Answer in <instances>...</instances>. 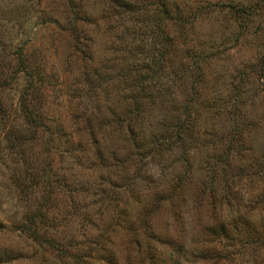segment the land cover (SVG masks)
Segmentation results:
<instances>
[{
    "label": "rangeland",
    "instance_id": "obj_1",
    "mask_svg": "<svg viewBox=\"0 0 264 264\" xmlns=\"http://www.w3.org/2000/svg\"><path fill=\"white\" fill-rule=\"evenodd\" d=\"M138 230L264 264V0H0V264H138Z\"/></svg>",
    "mask_w": 264,
    "mask_h": 264
},
{
    "label": "trees",
    "instance_id": "obj_2",
    "mask_svg": "<svg viewBox=\"0 0 264 264\" xmlns=\"http://www.w3.org/2000/svg\"><path fill=\"white\" fill-rule=\"evenodd\" d=\"M137 112L138 111L135 108V114H137ZM127 129H128V133H129V130H130L129 125H128ZM159 145L161 147V152L163 151L166 154V156H164V157L162 156L163 157V162H165L166 165L170 161L171 162L172 161L175 162V160H174L175 154L173 152L172 147H170V145H172V144L169 141V139H166V140L163 139L162 140V143L159 144ZM138 156H139V160H136L137 162L136 161H133V160H128L129 164L133 162V165L134 166L136 164L143 165L142 164V155L140 154ZM178 166H179V169H182V168H183V170L186 169V167H181V165H177V168H178ZM139 171H140V169H139ZM177 171L178 170H175L174 172L177 174L178 173ZM186 172H187V176L185 177L186 178V183L188 185H190V186H187V187L188 188H190V187H197V191L199 192V194L196 197L197 198V200H196V204H197L196 205V208H200L204 212H206L207 211V209H206L207 208V205H206V202L204 200V198H205L204 195L205 194L201 190V186H203L202 185V182H200V179L197 177V174L194 173V171H192L190 168H189V170L187 168V171ZM142 181H143V183H145V185L142 186L143 189L140 190V193L138 195V197H139L138 200L136 199L137 201L134 202V205L135 206H132V204H128V205L126 204L124 206V204H123L124 207H123L122 213L125 214V211L133 213L132 211H134V214H139L140 213L141 216H144L146 214V216L148 217V221H149V220H151V217H150L151 214L149 215V213L152 212V211H148L149 208H150V204H151V198L153 196L156 197L157 193H164L165 196L163 195L164 198L161 199V201L158 203V205L159 204H160V206L167 205V204L170 203L171 198H172V196H167V195H171L172 194L171 192H173V190H172V187L171 186H166V187L160 186V187H156V186H153V184L152 185H148L149 182H147L145 180H142ZM178 183L174 184L173 186H175V185L178 186L179 185ZM181 187H183V185ZM58 193H52L51 198H52L53 201H56L57 202L60 199V197L58 196ZM47 195H50L49 192H47ZM161 203H162V205H161ZM154 207L157 208V206H154ZM126 209H128V210H126ZM139 220H140V218H139ZM143 224H145V223H143ZM149 224L150 223L147 222V225H146L145 228H147L149 226ZM115 226H116V223H115ZM143 226H145V225H143ZM143 226H142V228H143ZM113 231H116L115 230V227L113 228ZM129 232L131 234L133 233V231L131 229L129 230ZM139 234H140V236H139ZM151 234H153V233L151 232ZM138 236L139 237H136L135 236L136 239H137V241L139 240L137 242L139 251L136 254L141 256L138 259V261H137L138 264H162L164 262V260H162L160 258L161 253L159 255L156 253V244L154 245V244H152V243L149 242L152 239V240H154L155 243H158V239H154V238H152L150 236L148 237V235L146 234L145 231L140 232L139 230H138ZM107 240H108V237L103 238V241L101 242V244L99 246H101V248H103V246L106 244ZM123 243L126 244V242L125 241L122 242V248H121V250L122 251L125 250L126 252H128L127 251V247H128V245H129L130 242L129 241L127 242L126 249H125V246H124ZM135 244H136V242H135ZM123 248H124V250H123ZM100 250L103 251V249H100ZM103 255H106V254H103ZM107 256H111L112 257V254L108 253ZM113 256L115 257V255H113ZM132 262L135 263V261H132ZM128 264H132V263H128Z\"/></svg>",
    "mask_w": 264,
    "mask_h": 264
}]
</instances>
